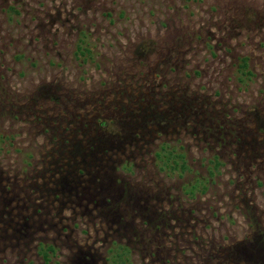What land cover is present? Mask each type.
Listing matches in <instances>:
<instances>
[{"label":"rangeland","instance_id":"374dc122","mask_svg":"<svg viewBox=\"0 0 264 264\" xmlns=\"http://www.w3.org/2000/svg\"><path fill=\"white\" fill-rule=\"evenodd\" d=\"M163 142L191 172L158 168ZM118 245L264 264L262 0H0V264H113Z\"/></svg>","mask_w":264,"mask_h":264},{"label":"trees","instance_id":"16d2710c","mask_svg":"<svg viewBox=\"0 0 264 264\" xmlns=\"http://www.w3.org/2000/svg\"><path fill=\"white\" fill-rule=\"evenodd\" d=\"M77 53L80 54L84 58H93L92 50L89 47V45L86 43L85 40H81L80 44H78ZM241 63L238 67V72L240 76L242 77L241 81L246 79H251L254 75L253 71L249 69V59L248 57H242L240 58ZM106 123H104L103 126H105ZM102 127V125H101ZM103 132H106V128H103ZM107 133V132H106ZM105 137H100L98 141H100L98 146L100 147V150L105 149L107 147L113 146V137L119 136V133L116 134L114 131L108 129V133ZM121 135V134H120ZM98 149V147L96 148ZM95 146L93 145L90 150L94 153H96ZM154 159L156 162V165L158 168L167 173L168 175H178L183 176L186 174L187 171H190V167L188 165V160L186 158V155L178 150V147L174 146L173 144L169 142H163L159 148L154 153ZM223 165V161L219 157V155H214L213 158L209 160V177H197L194 183L189 185L187 190L194 194L195 192H207L209 189L210 181L216 176V171H218L221 166ZM82 175V174H81ZM69 177H72L69 174ZM68 183V180H66ZM70 183V181H69ZM101 192L100 194H103L102 189H98ZM39 255L43 258V260L47 263L51 260V255H54L56 253V248L54 245L51 244H44L40 243L38 245ZM111 254V261L113 264H127L129 263V255H130V249L125 245H118L117 248H113L110 252ZM127 257V258H126Z\"/></svg>","mask_w":264,"mask_h":264},{"label":"clouds","instance_id":"9594fccd","mask_svg":"<svg viewBox=\"0 0 264 264\" xmlns=\"http://www.w3.org/2000/svg\"><path fill=\"white\" fill-rule=\"evenodd\" d=\"M262 2H264V0H262Z\"/></svg>","mask_w":264,"mask_h":264}]
</instances>
